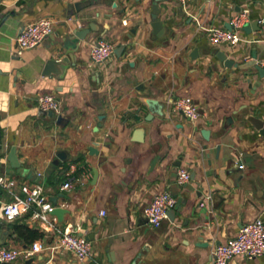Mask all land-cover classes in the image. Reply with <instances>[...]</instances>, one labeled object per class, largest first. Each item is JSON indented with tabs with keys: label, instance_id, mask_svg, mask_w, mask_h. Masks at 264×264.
I'll return each mask as SVG.
<instances>
[{
	"label": "crops",
	"instance_id": "obj_1",
	"mask_svg": "<svg viewBox=\"0 0 264 264\" xmlns=\"http://www.w3.org/2000/svg\"><path fill=\"white\" fill-rule=\"evenodd\" d=\"M83 2L91 4L77 12ZM155 4L0 0V177L14 183L0 186V250L52 247L58 230L72 225L92 242L91 260L47 249L30 258L32 264H212L213 249L235 237L246 219L264 220V137L247 120L264 121V79L253 68L228 69L217 58L222 52L239 65L256 58L264 67V0H193L186 7L160 2L162 37L151 27ZM247 7L249 25L258 22L259 31H243L244 42L235 48L212 46L207 30L226 28ZM41 18L53 21V34L18 55L20 29ZM90 25L96 31L72 49L75 33ZM101 40L125 49L107 65L91 66L90 50ZM195 49L198 59L192 60ZM65 58L68 64L45 73L49 61ZM40 95L55 96L60 114L43 115ZM185 97L199 106L197 121L175 111L174 102ZM148 99L164 105V116L148 121ZM92 146L98 156L89 155ZM12 149L20 168L8 160ZM180 169L194 175L184 186L177 184ZM67 181L74 184L70 192L62 190ZM23 185L40 186L55 208L65 210L61 219L53 215L56 230L33 220L34 210L13 221L3 217L2 205L24 197ZM164 191L180 209L153 228L144 209ZM230 264H264V256Z\"/></svg>",
	"mask_w": 264,
	"mask_h": 264
},
{
	"label": "built area",
	"instance_id": "obj_2",
	"mask_svg": "<svg viewBox=\"0 0 264 264\" xmlns=\"http://www.w3.org/2000/svg\"><path fill=\"white\" fill-rule=\"evenodd\" d=\"M186 7L193 0H175ZM251 10L249 7L241 10L230 21L232 30L226 28L208 29L209 43L212 46L228 45L232 48L239 46L244 39L242 33L244 28L250 24ZM264 23V20L261 21ZM54 23L49 18H41L36 22L22 27L16 38L17 54L22 55L27 50H32L43 45L53 34ZM249 42V41H246ZM116 46L109 41H97L90 50L91 66L101 67L107 65L114 57ZM38 108L46 113L60 114L61 106L53 95H40L37 99ZM174 109L188 120L194 122L200 118L201 111L198 105L190 97L178 99L174 102ZM190 172L180 169L177 173V184L184 186L189 183ZM0 186L10 188L13 182L8 183L5 178L0 177ZM74 184L67 181L62 185V190L70 192ZM21 191L24 197L15 196L10 203L2 205L1 211L7 221H13L27 212L34 210L32 219L39 221L45 227L55 229L56 218L52 212L55 207L43 190L38 185H23ZM177 200L167 191L157 194L153 201L144 209V216L153 228H159L168 218V212L174 209ZM203 206V204H201ZM56 230V229H55ZM59 239L56 245L47 247L42 243H33L25 250H0V264L13 263L20 257L30 259L36 254L50 249L52 251H66L74 255L79 262H86L93 258L92 242L84 236H79L72 225L64 230H58ZM264 256V220L256 219L252 223L243 225L237 235L225 243L218 244L212 251V264H230L236 257H243L252 261Z\"/></svg>",
	"mask_w": 264,
	"mask_h": 264
},
{
	"label": "water",
	"instance_id": "obj_3",
	"mask_svg": "<svg viewBox=\"0 0 264 264\" xmlns=\"http://www.w3.org/2000/svg\"><path fill=\"white\" fill-rule=\"evenodd\" d=\"M164 1H166V0H155L156 4L153 6V14L151 16V19H152L151 27H152L153 33L156 36H158V37H162L164 35V33H165V30L163 29V26H162L161 22L158 19L159 15H160V8L158 6V3L164 2ZM90 4L91 3H89V2H87V3L86 2L77 3L75 5L74 9L77 12H80L83 9L89 7ZM225 27L228 30H232V26L230 25V23L226 24ZM92 31L95 32L96 30L93 27V25H90V27L88 29H85V30L80 31V32H76L75 33V37L71 39L72 45H73V48L72 49H75L77 47V45L79 46L80 45V42H83ZM244 31L246 33H248V34H250L252 31H255V32L256 31H259V23L258 22H255L252 25H249V26L245 27L244 28ZM64 47H65V49L67 51H69V52L71 51V46L70 45H67L66 44V45H64ZM124 49H125V46H121L119 49H117L115 51V54L116 55H119ZM217 58L228 69L238 68L240 70H246V69L253 68L257 72L259 78L260 79H264V67H262L259 64V61L256 58L253 59L252 61L248 62V63L243 64V65H239V63H237V61H235L233 59H228L227 55L225 53H222V52H219L217 54ZM191 59L192 60L198 59V50L197 49H195L193 51V53L191 54ZM68 63H69V58H65V59H63L61 61L51 60L47 64L45 73H48L50 71V69L55 64L56 65H64V64H68ZM250 75H251L250 73H246L245 74V76H250ZM249 82L251 83L252 80L249 79ZM142 87L143 86L139 87V89H142ZM146 105L149 108V111L151 112V115H149V117H148V121H151L152 115H158V116H161V117L164 116V105H162L159 101H157L155 99H148L146 101ZM41 113L43 115H48L49 117H53V113L52 112L46 113V112L41 111ZM103 120H104V116L99 117V124L97 125V130L96 131H98L102 127V121ZM247 120H248V122H250L254 126V128L256 130L259 131L260 135L264 137V121L261 120V119H257L255 117H249ZM60 121H61V117L58 118V123ZM227 123L228 124L233 123V119L232 118H229L227 120ZM210 134L211 133L208 130H203L202 131V135H203V137L207 141H210ZM89 155L90 156H95V155L98 156L99 155V151H98L97 147H95V146L90 147V149H89ZM57 157H58L59 160H62V161H65L66 160V155L63 152H59L57 154ZM8 160L11 163V166L13 168H20L21 167V164L19 163V159H18V157L16 155V149H12V151H11V153L9 155ZM58 161H56V165L59 164ZM98 177H99V173L95 169L94 170L93 185H95L97 183ZM193 178H194V175L191 176V179H193ZM53 203L56 204V199H53ZM201 204L202 203H200L199 206H201ZM179 209H180L179 207L174 208V209H171L168 212V218L171 219V220H173V217L175 216L176 212L179 211ZM64 214H65V210L64 209H61V208H58V207H56L54 209V211L52 212V215L57 216L59 219H61V216L64 215ZM258 218L259 217L256 216V217H254L252 219H248V220L246 219L243 222V224L241 225V228L243 227V225L248 224V223H252V222H254ZM202 244L203 243H201V245H199V246H204V247L207 246V245H202ZM32 262H33V260L30 259L29 261H27L26 264H32ZM6 264H8V263H6Z\"/></svg>",
	"mask_w": 264,
	"mask_h": 264
},
{
	"label": "trees",
	"instance_id": "obj_4",
	"mask_svg": "<svg viewBox=\"0 0 264 264\" xmlns=\"http://www.w3.org/2000/svg\"><path fill=\"white\" fill-rule=\"evenodd\" d=\"M25 230H27V232H30L27 228H25ZM38 236V235H37ZM37 236L36 235H34V234H32V239H34L35 237L37 238Z\"/></svg>",
	"mask_w": 264,
	"mask_h": 264
}]
</instances>
